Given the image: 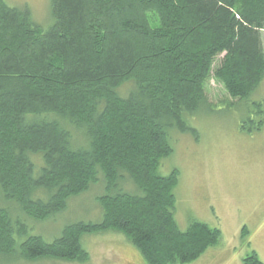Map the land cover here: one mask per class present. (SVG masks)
Returning a JSON list of instances; mask_svg holds the SVG:
<instances>
[{
    "label": "trees",
    "instance_id": "16d2710c",
    "mask_svg": "<svg viewBox=\"0 0 264 264\" xmlns=\"http://www.w3.org/2000/svg\"><path fill=\"white\" fill-rule=\"evenodd\" d=\"M51 10L43 31L0 0V256L85 264L83 238L116 231L148 264L197 261L221 231L180 230L179 173L160 169L175 132L199 139L189 118L215 107L205 87L218 57L233 99L262 84L264 0H51ZM255 107L249 133L264 127ZM98 184L101 221L51 242L37 232ZM244 264L264 263L253 253Z\"/></svg>",
    "mask_w": 264,
    "mask_h": 264
},
{
    "label": "rangeland",
    "instance_id": "374dc122",
    "mask_svg": "<svg viewBox=\"0 0 264 264\" xmlns=\"http://www.w3.org/2000/svg\"><path fill=\"white\" fill-rule=\"evenodd\" d=\"M4 1L11 7L28 8L43 31L53 23L51 0ZM223 57L216 59L205 87L209 103L215 107L189 118L199 139L175 132L174 153L163 161L160 172L166 177L174 171L179 173L175 216L181 231H187L195 222L221 231L219 244L190 264H244L253 253L264 263V127L249 133L253 124L248 122L247 131L242 129L248 116L254 119L253 113L258 115L256 104L264 106V80L249 101L233 99L215 76ZM132 87L133 84H127L121 93L127 95ZM104 187L95 185L88 193L71 200L58 220L37 225V232L51 242L69 224L101 221L103 212L97 199L104 195ZM128 189L133 190L131 185ZM82 242L90 255L85 264H148L122 233L88 235ZM0 264L80 263H27L0 256Z\"/></svg>",
    "mask_w": 264,
    "mask_h": 264
}]
</instances>
